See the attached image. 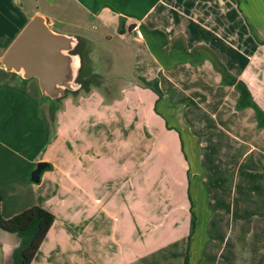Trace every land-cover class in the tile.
I'll use <instances>...</instances> for the list:
<instances>
[{"label":"crops","instance_id":"1","mask_svg":"<svg viewBox=\"0 0 264 264\" xmlns=\"http://www.w3.org/2000/svg\"><path fill=\"white\" fill-rule=\"evenodd\" d=\"M70 10L98 24L88 29L98 31L91 37L66 33L93 46L90 92L103 87L95 85L107 70L100 57H115L95 50L96 41L117 39L121 56H133L134 77L107 88L138 104L136 151L99 163L102 150H90L84 181L83 162L66 167L48 157L65 135L60 113L58 132H49L48 111L38 114V84L1 65L38 14L52 27L85 31L80 21L61 18ZM0 106L3 216L38 205L56 217L33 264H185L187 256L189 264H264V0H0ZM72 141L65 142L69 151L71 144L79 151ZM40 162L51 169L34 186L23 170ZM56 172L57 183L42 189ZM22 187L33 201L13 204L7 215L8 198L20 197ZM220 228L227 229L223 238Z\"/></svg>","mask_w":264,"mask_h":264},{"label":"rangeland","instance_id":"2","mask_svg":"<svg viewBox=\"0 0 264 264\" xmlns=\"http://www.w3.org/2000/svg\"><path fill=\"white\" fill-rule=\"evenodd\" d=\"M70 7H73V5H70ZM68 13V15L65 14L61 16V18L70 22L74 19L80 21L79 23H81L83 27H86L85 31L82 29H75L69 24L58 23L53 26L54 30L65 34L71 31H82L83 34H87L89 37L98 34L97 30H95V32H89L88 29H90L93 25L97 27L98 24L82 11L79 13H73L70 10ZM77 37H79L80 40H85L81 36ZM88 44V42L83 44L82 49L85 51V56H88L89 54L87 50L93 49V46L88 48ZM122 45L123 42L117 39L107 40L106 38H98L96 41V45L94 47L95 50H99L101 53V49L104 47V49L107 50L111 49L115 55L113 58L108 56L105 58L100 57L102 61L106 60L107 62V70L102 73V79L100 78V81H97L95 84L98 87L103 85L101 89L99 88L94 93H91L90 91L85 92L84 90H81L79 94H74L72 92L68 93L65 98L61 99L60 107L56 110L55 116H53L50 112V108H56L54 104V106L51 104V101H47L46 103L40 102L39 106H37L39 107L38 114L40 118L43 117V112L45 113V111H48L49 113V132H58L57 117L59 113L61 117V127L59 128V132H65V135L60 136L58 140L51 144L48 157H50L52 161L57 164H66V167H73L71 164L76 163L77 165L83 162L81 175L82 181L89 178L87 168L89 167L90 161L93 159V156L89 152L90 150H102L103 154L98 159L99 163L100 161H111L114 163L120 160V158L127 160L129 154L131 155L135 152L138 145L139 120H136V108L138 107L136 100L128 104V101H122L120 99L122 95L121 89L107 88V86L113 83H126L128 75L134 77L131 72L133 56L130 53L126 54V56H121V49L123 48ZM86 64H88L87 60ZM87 67L89 68L88 65ZM113 68H116L117 70H115L117 72H114ZM32 82H35L34 84L37 83L36 80H32ZM130 96L132 95H129V97ZM4 108L5 106H0V115L3 114ZM69 138L74 139L72 143L77 145L79 144L77 148L82 152V154L72 144L69 151V144L65 143ZM125 148H128L127 152H125ZM81 158L84 159V161L80 160ZM23 164V161L18 158L17 166L21 168L23 167ZM162 168H164V166H162ZM34 170L35 168L33 170L24 169L23 171L27 172L28 179H31V175ZM165 173L166 169H162V180H164L163 177H165ZM20 176H22V174H20L19 177ZM59 178V173H53V177L51 179H47L46 183L43 184L42 189L50 190L51 188L49 184H56ZM30 184L38 186L31 180ZM37 188H39L38 192H40L41 187ZM20 191H22V195H20V197L16 196L8 198L6 203V207L8 209L6 211L7 215H10V213L15 211L11 210L13 208V204H15L14 206L17 205L21 208L23 204L26 206L33 201V196L31 194H27V191H23V187L20 188ZM165 194L166 193H164V195ZM15 202L18 203L16 204ZM87 202L88 201L82 200V206L87 205ZM53 207L57 209L56 206L53 205ZM247 224V228L249 229L251 226L250 221H248ZM166 226L168 228V221ZM223 231L224 229L220 228L216 233L217 236H220L223 233V238L227 229L225 232ZM162 234H164L162 240L165 241L169 238L167 230H164ZM239 237L240 236L236 231L234 237L230 238L229 249L232 246L233 241L235 239L237 240ZM19 246L20 238L17 234L6 232L0 228V264H13V254ZM158 259L159 258L154 260Z\"/></svg>","mask_w":264,"mask_h":264},{"label":"water","instance_id":"3","mask_svg":"<svg viewBox=\"0 0 264 264\" xmlns=\"http://www.w3.org/2000/svg\"><path fill=\"white\" fill-rule=\"evenodd\" d=\"M81 42L76 35L54 30L48 18L38 14L3 54L1 65L21 80H36L43 98L61 100L82 89ZM48 167L47 162H40L32 172V182L41 183Z\"/></svg>","mask_w":264,"mask_h":264},{"label":"trees","instance_id":"4","mask_svg":"<svg viewBox=\"0 0 264 264\" xmlns=\"http://www.w3.org/2000/svg\"><path fill=\"white\" fill-rule=\"evenodd\" d=\"M81 41L82 45L86 43V40ZM86 57L87 56L83 54V67L79 77V82L82 78L84 80L81 82L83 85L81 90H84L85 92L91 90L89 88L90 83L95 79V76L91 75L88 67L86 66ZM20 81L23 83L29 82L25 80ZM80 91L75 92L74 94H79ZM47 101H51V104L56 106V108H50L51 114L55 116L56 110L60 107L61 100L53 101L42 97L43 103ZM49 169H51V165L47 168V170ZM3 201L4 197L0 194V228L6 232L15 233L20 238V246L13 254V264H33V260L41 248V245L47 237L50 229L53 227L56 217L52 212L41 206L35 205L13 216L12 218L6 219L2 214L1 206ZM185 264H189L188 256L185 259Z\"/></svg>","mask_w":264,"mask_h":264},{"label":"flooded vegetation","instance_id":"5","mask_svg":"<svg viewBox=\"0 0 264 264\" xmlns=\"http://www.w3.org/2000/svg\"><path fill=\"white\" fill-rule=\"evenodd\" d=\"M84 80H83V78H82V80H80V82H83ZM93 82H95V80L94 81H92L90 84H92Z\"/></svg>","mask_w":264,"mask_h":264}]
</instances>
